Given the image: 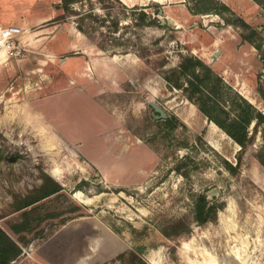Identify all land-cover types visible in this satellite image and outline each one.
I'll use <instances>...</instances> for the list:
<instances>
[{"label":"rangeland","instance_id":"374dc122","mask_svg":"<svg viewBox=\"0 0 264 264\" xmlns=\"http://www.w3.org/2000/svg\"><path fill=\"white\" fill-rule=\"evenodd\" d=\"M225 3L193 15L188 0H0V26L25 20L27 45L0 63V228L41 174L62 188L38 213L63 215L11 264H124L131 252L134 264H264V123L240 151L166 81L196 57L227 87L224 112L236 95L264 109L263 5ZM200 194L219 207L204 226L191 221ZM182 218L189 233L166 239L163 225Z\"/></svg>","mask_w":264,"mask_h":264},{"label":"trees","instance_id":"16d2710c","mask_svg":"<svg viewBox=\"0 0 264 264\" xmlns=\"http://www.w3.org/2000/svg\"><path fill=\"white\" fill-rule=\"evenodd\" d=\"M80 0H62V4L57 7L67 10L68 6ZM258 5H263L264 0H252ZM190 7L189 12L193 15L198 14H215L217 10L221 12L229 9L217 0H188ZM146 17L145 13H141L140 19ZM155 24L150 21L148 25ZM243 28H247L245 23H240ZM253 34V33H252ZM242 40L251 44L256 50H260V45H253L250 37L240 36ZM260 61L264 68V52H260ZM200 73V75H199ZM171 88L182 91L185 98L196 105L207 121L218 127L233 143L240 147V151L246 149L251 143V137L247 135V127L253 123L255 127L264 123L262 116L253 106L245 101L242 97L236 95L229 101V113L224 112L217 99L222 95L221 90L227 87L223 85L222 79L216 75L211 68L203 61L196 57L188 56L181 59L180 64L175 71L174 80L166 79ZM263 97V93L261 94ZM198 96L196 101L193 98ZM219 111L223 118L218 119L213 112ZM239 166V161L237 163ZM41 185L24 196L13 197V211L21 212L17 222L10 223L6 231L0 228V264H11L22 253V247L26 246L30 241L28 236L32 238L39 236L41 225L43 223L52 222L63 215V212H45L38 213V209L45 200L51 196H60L62 188L49 176L41 174ZM219 207L209 204L204 194L198 195L193 203L191 211V221L197 226H204L207 223L216 221V213ZM188 224L185 219L169 220L161 228V234L166 238H177L182 234H188ZM144 231L131 230V234L141 235ZM129 255V256H128ZM124 256L118 257L124 262ZM138 258V257H137ZM136 259L135 253L126 254L124 264H134ZM138 264H143L139 259Z\"/></svg>","mask_w":264,"mask_h":264},{"label":"built area","instance_id":"2783aa9c","mask_svg":"<svg viewBox=\"0 0 264 264\" xmlns=\"http://www.w3.org/2000/svg\"><path fill=\"white\" fill-rule=\"evenodd\" d=\"M24 29L19 26H0V63L7 64L11 59L20 57L27 46L23 41ZM258 112L264 115V109Z\"/></svg>","mask_w":264,"mask_h":264},{"label":"water","instance_id":"95a60500","mask_svg":"<svg viewBox=\"0 0 264 264\" xmlns=\"http://www.w3.org/2000/svg\"><path fill=\"white\" fill-rule=\"evenodd\" d=\"M157 13H158V16L160 18H162V19H160L161 24H166L169 27H172V28H175V29H179L180 28V26L176 25L172 20L165 18L162 10H158ZM151 107L154 109L155 112L159 113L162 118H164V119L166 118V115L160 109H158L155 105H151ZM212 193L213 194L216 193L215 190Z\"/></svg>","mask_w":264,"mask_h":264},{"label":"crops","instance_id":"0c3cea01","mask_svg":"<svg viewBox=\"0 0 264 264\" xmlns=\"http://www.w3.org/2000/svg\"><path fill=\"white\" fill-rule=\"evenodd\" d=\"M155 1H159V0H155ZM218 2H220L221 4H226L225 2H226V0H217ZM228 1V0H227ZM238 1H240V2H244V3H246V0H238ZM225 6H228V5H225ZM188 13V12H187ZM9 22H6L5 24H8ZM13 23V22H12ZM25 23V20H21V22H18L17 24H19V25H14V26H21L22 24H24ZM12 25V24H11ZM206 64H209L208 62H206ZM211 126H213L212 124H210ZM214 127V126H213Z\"/></svg>","mask_w":264,"mask_h":264},{"label":"bare ground","instance_id":"6f19581e","mask_svg":"<svg viewBox=\"0 0 264 264\" xmlns=\"http://www.w3.org/2000/svg\"><path fill=\"white\" fill-rule=\"evenodd\" d=\"M54 177V174H51Z\"/></svg>","mask_w":264,"mask_h":264}]
</instances>
